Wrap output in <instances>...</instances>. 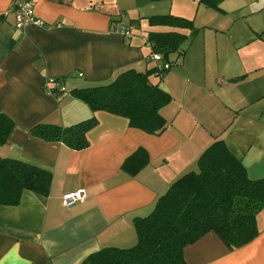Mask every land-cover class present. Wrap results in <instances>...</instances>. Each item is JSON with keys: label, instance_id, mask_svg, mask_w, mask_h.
<instances>
[{"label": "crops", "instance_id": "crops-1", "mask_svg": "<svg viewBox=\"0 0 264 264\" xmlns=\"http://www.w3.org/2000/svg\"><path fill=\"white\" fill-rule=\"evenodd\" d=\"M24 1L0 0V114L14 122L0 156L48 169L51 179L45 196L24 189L18 203L0 204V264H80L104 247H132L134 218L148 215L171 183L196 170L218 139L249 178L264 180V0H32L42 23L19 30L9 10ZM166 14L191 19L193 32L186 30L179 64L150 76L171 95L160 109V133L92 111L70 94L153 66L146 33L170 27L149 26L147 18ZM112 24L133 26L132 36L111 31ZM50 77L62 93L45 90ZM91 116L97 123L80 150L30 132L36 124L67 126ZM139 147L148 161L129 175L122 164ZM80 188L84 200L64 206L62 194ZM256 226L253 239L232 249L205 233L184 247L185 262L264 264V207Z\"/></svg>", "mask_w": 264, "mask_h": 264}, {"label": "trees", "instance_id": "trees-1", "mask_svg": "<svg viewBox=\"0 0 264 264\" xmlns=\"http://www.w3.org/2000/svg\"><path fill=\"white\" fill-rule=\"evenodd\" d=\"M198 1L211 6L221 0ZM147 21L149 25L170 27L147 31L150 53H160L164 61L172 53H183L181 46L190 38L186 30L193 32L191 19L166 14L149 16ZM166 71L155 63L145 71L130 68L109 83L72 89L70 94L86 102L92 111L124 116L130 127L158 134L166 126L160 109L171 95L150 76L160 78ZM96 123L92 116L67 126L36 124L30 132L44 141L62 142L80 150L88 145L86 133ZM13 125L8 116L0 114V143ZM147 161V151L139 147L124 160L122 169L135 175ZM50 179L48 169L0 156V204L18 203L24 189L47 195ZM262 207L264 180L249 178L241 161L218 139L200 154L196 170L171 183L148 215L134 218L137 241L132 247H104L87 255L80 264H187L184 247L205 233L214 232L229 249L253 239L258 233L256 215Z\"/></svg>", "mask_w": 264, "mask_h": 264}, {"label": "built area", "instance_id": "built-area-1", "mask_svg": "<svg viewBox=\"0 0 264 264\" xmlns=\"http://www.w3.org/2000/svg\"><path fill=\"white\" fill-rule=\"evenodd\" d=\"M10 12L14 15V25L17 29L21 30L27 26H38L41 25V18L37 17L33 13V2L32 0L24 1L14 8H10ZM133 26H116L112 24L110 30L121 34L125 37L132 36ZM144 42L149 44L147 39ZM149 59L157 64L160 70H169L172 67V63L168 60H162V56L158 52H151ZM45 90L50 94H56L57 92H63V88L60 87V81L56 78L50 77L45 81ZM85 190L83 188L77 189L73 192H65L61 196V201L64 206H70L76 201H83L85 198Z\"/></svg>", "mask_w": 264, "mask_h": 264}, {"label": "rangeland", "instance_id": "rangeland-1", "mask_svg": "<svg viewBox=\"0 0 264 264\" xmlns=\"http://www.w3.org/2000/svg\"><path fill=\"white\" fill-rule=\"evenodd\" d=\"M142 23V22H141ZM149 25V24H148ZM150 26V25H149ZM143 28V26L141 27V30H143V31H145L146 29H142ZM172 54H175V53H172ZM178 60H177V59ZM168 61H170L173 65H172V67H176L178 64H179V62H180V56H177L176 57V55H174V58H173V60H171V59H168ZM176 64V65H175ZM171 69H173V68H170L169 70H171ZM169 70H167L166 72H168ZM165 72V73H166ZM92 117V116H91Z\"/></svg>", "mask_w": 264, "mask_h": 264}]
</instances>
